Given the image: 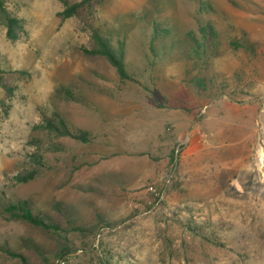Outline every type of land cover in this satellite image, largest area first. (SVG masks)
<instances>
[{
  "label": "rangeland",
  "instance_id": "obj_1",
  "mask_svg": "<svg viewBox=\"0 0 264 264\" xmlns=\"http://www.w3.org/2000/svg\"><path fill=\"white\" fill-rule=\"evenodd\" d=\"M5 2L20 25L12 40L0 20V264H264V0ZM156 24L174 35L153 41ZM209 25L206 53L162 54ZM59 118L90 140L55 135ZM22 199L60 234L8 212Z\"/></svg>",
  "mask_w": 264,
  "mask_h": 264
},
{
  "label": "trees",
  "instance_id": "obj_2",
  "mask_svg": "<svg viewBox=\"0 0 264 264\" xmlns=\"http://www.w3.org/2000/svg\"><path fill=\"white\" fill-rule=\"evenodd\" d=\"M75 10V5L67 8V14L72 13ZM0 20H2L7 29V37L9 39L15 40L18 38L17 30L20 25V19L14 16L7 8L5 0H0ZM169 26H163L162 24H156L154 26V31L152 34L153 41L158 37L170 36L173 34ZM211 25L209 26H200L199 34L196 32L186 33V40H188L191 44L188 48L183 49L180 46L177 39L172 38L169 43V51L164 47H162V54H166L169 52H178L182 51L183 53H197L200 52L206 53V40L214 39L215 32H212ZM174 35V34H173ZM98 40V50L97 52L100 54H104L111 62V64L117 69L118 73L126 76L127 70L124 62V49L122 48L120 51H116L113 47L110 46L107 37L96 35ZM153 45V44H152ZM165 45V44H164ZM212 50L215 49L212 47ZM152 54H158L157 48L153 45L151 47ZM161 53V52H160ZM188 55V54H187ZM47 127L55 133L57 136H68L80 141L88 142L90 140L89 132L82 128L73 129L71 128L67 122L59 118L58 122H53L50 120H46ZM31 160L34 163L31 169L27 170L25 173H18L14 176V179L17 183H26L28 181L33 180L41 167L44 166V155L40 152H35L31 155ZM8 212L12 213V215L18 219L25 220L35 226L41 227L49 232L58 233L62 231L61 226L56 223L52 218L48 215H39L35 214L30 208V203L26 199L18 200L15 202H10L6 208ZM54 209L62 214L66 213V207L60 203L55 204ZM80 229V228H79ZM11 256L18 257L21 259L23 264H28L26 259L21 255L13 252H9Z\"/></svg>",
  "mask_w": 264,
  "mask_h": 264
},
{
  "label": "crops",
  "instance_id": "obj_3",
  "mask_svg": "<svg viewBox=\"0 0 264 264\" xmlns=\"http://www.w3.org/2000/svg\"><path fill=\"white\" fill-rule=\"evenodd\" d=\"M224 131H226V130H224ZM224 131H215L214 132V135H215V137H218L219 139L220 138H222L221 137V135H224V136H226V134H228V135H233V137H234V134H235V132L237 131V130H235L233 133H231V134H229L228 132H224ZM256 131H258V130H256ZM198 132H195L194 133V131H193V136H192V138H191V148H189V150L190 151H192V150H196V148H199V146H197L198 145V142L197 141H201V140H204V138H203V136L204 135H206V133L203 131V133L201 132L200 133V135H201V140H199V134H197ZM263 151L264 150H262L261 152V157H262V154H263ZM260 152V151H259Z\"/></svg>",
  "mask_w": 264,
  "mask_h": 264
},
{
  "label": "built area",
  "instance_id": "obj_4",
  "mask_svg": "<svg viewBox=\"0 0 264 264\" xmlns=\"http://www.w3.org/2000/svg\"><path fill=\"white\" fill-rule=\"evenodd\" d=\"M176 152H179V148H177ZM165 183L168 184L170 183V178L165 180ZM162 188H159L157 185V183H153L149 186V190L151 193L154 194V196L157 198V203H159L163 197H164V193H165V188H164V181L161 183Z\"/></svg>",
  "mask_w": 264,
  "mask_h": 264
}]
</instances>
